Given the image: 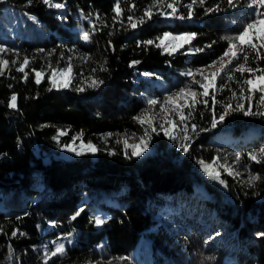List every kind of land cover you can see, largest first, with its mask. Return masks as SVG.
<instances>
[{
    "label": "trees",
    "instance_id": "16d2710c",
    "mask_svg": "<svg viewBox=\"0 0 264 264\" xmlns=\"http://www.w3.org/2000/svg\"><path fill=\"white\" fill-rule=\"evenodd\" d=\"M53 2L66 7L48 8L41 0L31 6L26 0L0 4V46L11 49L0 55L9 61L0 75V264H45L46 259L47 264H264V237L257 235L264 233V179L249 186L246 176L264 177V162L247 155L264 147V117L230 111L216 127L211 124L228 103L245 109L251 103L252 111H264L260 92L247 98L243 80L249 74L226 68L216 79V103L211 94L198 97L192 117L183 123L175 112L167 115L177 124L173 135L187 133L188 139L165 136L158 118L151 124L155 132L134 119L145 110L152 117L161 112L164 98L183 85L203 91L192 83L201 76L185 73L223 53L228 42L222 37L235 36L254 18L250 0H234L235 6L205 0L185 19L179 17H187L183 5L191 0H179L175 16L167 15L166 7L154 8L152 18L136 28L127 17L138 21L152 0H119L123 12L115 20L117 0ZM217 5L218 11L206 14ZM84 31L90 40L81 39ZM164 32L197 35L171 56L154 45L137 46ZM246 51L247 66L264 69V59ZM14 55L29 60L27 79L16 71L20 61ZM134 60L140 63L130 67ZM236 63L243 60L233 69ZM69 64V86L53 87L47 79L51 69ZM33 70L44 72L39 85ZM92 80L103 83L91 87ZM13 94L17 106L9 108ZM150 99L157 104L149 106ZM119 132L143 136L148 148L139 157L125 155L114 138ZM77 140L91 141L95 150L67 155L65 148ZM230 160L244 177L221 168L223 184L200 163ZM80 208V216L70 220ZM96 217L105 223L96 225ZM64 233L72 234L65 254L47 257L54 248L48 238Z\"/></svg>",
    "mask_w": 264,
    "mask_h": 264
},
{
    "label": "snow or ice",
    "instance_id": "6c2138e0",
    "mask_svg": "<svg viewBox=\"0 0 264 264\" xmlns=\"http://www.w3.org/2000/svg\"><path fill=\"white\" fill-rule=\"evenodd\" d=\"M5 0H0V4L4 3ZM41 2L46 5L48 8H56V9H63L66 7L63 3H54L53 0H41ZM179 0H171V2H167V0H152V4L147 6L144 9L143 16L139 18L138 21L133 22V16L129 15L127 17L130 27L136 28L138 24H142L145 22V18L151 19L153 16V9H160L161 7H166L167 9H171L170 12L166 13L169 16H175L177 14V7ZM33 3V0H26L25 6H31ZM199 3V5L203 6L205 4V0H191V3H188L186 5H183L184 8L187 9V17L180 16V19L185 18H191L194 14V5ZM227 3L230 6H235L234 0H227ZM219 5H217L215 8H207L206 14L213 11L219 10ZM249 8L255 9V16L254 18L250 19L247 23H245L242 27V30L236 34L235 36H225L222 37V39L226 40L227 48L223 51L222 55L218 57L217 60L212 61L211 64L206 65L205 68L196 69L195 73H193L191 70L185 75L188 76H194L195 74H199L201 76V79L199 81L193 79V84H199V87L203 90L201 92H197L192 88L191 85H186L185 87L180 88L177 92H174L164 98V103L160 105L161 113L166 112H175L176 115L179 117V121L181 123L185 122L187 119L192 117V110L195 108V106L200 102L198 100V97H208L210 94L212 95L213 103H216L214 93L216 91V79L221 75V73L227 68L229 71L234 70L235 72L241 73L243 75L244 73L249 74V78L243 80V84L247 86V93L248 100L251 101V94L255 92H260L262 95L259 97L258 104L260 106H264V69L261 68H254V67H248L249 62V56L247 54V49H251L256 53L255 59H264V53L260 52V49H264V11L261 9H264V0H250V3L248 4ZM135 8L134 4H131L129 6V10ZM112 11L115 13V16L113 19L115 20L116 17H119L123 9L120 6L119 0H117V3L113 6ZM161 15H164V12L160 13ZM25 15H28L25 13ZM28 18L31 19L33 22H37V19L35 16L28 15ZM93 30L95 29V26H93ZM111 35V33H109ZM196 33H179V34H173L170 32L163 33L162 36H158L153 39L145 40V41H138L137 46H143L145 50H147L148 45H154L158 49H163L164 52H166L169 56L173 55L174 53L179 52L181 49L185 47V45L191 44V42L196 38ZM91 35L89 31H84L81 35V39L84 41L90 40ZM159 41V43H156V41ZM111 43V42H109ZM214 43V42H213ZM212 45H206L205 47L210 48ZM5 51H11V49H6L3 46H0V53ZM43 51V49L39 50ZM193 52H203L204 48H195L192 50ZM241 53H243V56H241ZM227 58V60H225ZM243 60V63H236L234 69L231 67L234 62ZM12 64H15V61L11 62ZM140 61L134 60L130 62V67L135 64H139ZM219 63V67H215V65ZM29 60L27 58H24V60L20 63L19 67L16 68L17 72L23 73L24 78L27 79L28 73L25 72V68L28 66ZM9 65L8 60H4L0 58V75L4 74L5 68ZM71 64L68 65L66 68L62 69H51V75L47 77L49 82L52 84L53 87H63L67 88L70 84V77H71ZM215 68L214 71L206 72V69ZM101 71H104L106 69L101 66ZM35 75V83L39 85L41 83V80L44 78V72L43 70H33ZM95 71V69H93ZM257 73H259L257 75ZM146 75H152L151 73H146ZM57 76L62 77V81L57 80ZM254 77V78H253ZM233 77L229 76V79H232ZM103 81L100 80H92L90 86L91 87H98L100 84H102ZM83 88H78L77 91H83ZM210 90L211 93H210ZM241 91H244V89H241ZM233 96H235V93H233ZM16 100L17 97L15 94H13L10 98V101L8 103L9 108H16ZM183 101V103H177V101ZM149 106H154L157 104V101L155 99H150L147 101ZM204 105H208V101H203ZM165 105H171V108H166ZM187 108L189 111L187 114H185L182 109ZM230 111H240L243 113L244 116H261L264 117V111L254 112L252 111V105L249 103L248 108L245 109V106L243 104H237L235 108L232 107L230 103L224 105V110L222 113L219 114V120L216 119L215 115L213 116V119L211 121V124L213 127H216L219 122H223L225 119V116L229 114ZM147 110H145L144 113H141V115L134 117L135 120H137L141 124H149L151 126L152 120L146 115ZM159 128L163 130V133L165 136L169 137L170 139H176L177 137L173 135V131L177 128L176 122L169 118L167 115L165 116V123H162L159 125ZM192 130L195 132L197 130V126L195 124L192 125ZM152 131H156V128H152ZM65 133L62 131L58 132V135H64ZM147 135V133H145ZM184 139H188V136L185 134ZM125 147H131L132 152L131 155L135 157H139L142 155L143 149L146 147V141L141 138V141L139 144H132L128 145L127 141H124ZM89 150H95L94 146L92 144H88ZM68 150L72 151V147L68 146ZM182 150L184 152H188L189 147L188 145H183ZM77 155H80V152L76 153ZM248 159L251 161H254L255 163L259 164L261 162H264V147H261L256 152H249ZM240 159V154H236V160ZM200 163L204 166V169L206 172H208L209 176L213 179L220 180L219 173H213L211 171L212 165L207 164L205 165L203 161H200ZM221 168H223L229 175H238V173L234 172L229 166L227 165H220ZM264 179V177H260L257 174H251L248 178V185L253 186L257 180ZM220 183L223 184L224 181L220 180ZM84 211L83 208H80L75 212L73 216L70 217V220H75L80 214ZM94 222L96 225H102L105 223V221L99 217L94 218ZM17 232L13 231L12 236H16ZM19 235L23 236L25 233H19ZM69 236L72 234L69 233ZM258 237H264V233H258ZM71 243V240L68 241ZM46 250L48 246H45ZM66 252V246L64 243L55 242L54 248L49 252L46 251L47 257H55L58 255H64ZM119 259H124L123 257ZM204 259H212L211 257H205ZM45 264H47V259L45 260ZM89 264H92V262H89ZM95 264H98V262H95ZM203 264V262H202Z\"/></svg>",
    "mask_w": 264,
    "mask_h": 264
},
{
    "label": "rangeland",
    "instance_id": "374dc122",
    "mask_svg": "<svg viewBox=\"0 0 264 264\" xmlns=\"http://www.w3.org/2000/svg\"><path fill=\"white\" fill-rule=\"evenodd\" d=\"M165 33V32H164ZM170 33H173V34H179L178 32H170ZM227 48V47H226ZM7 52H11V51H7ZM2 53H6V52H2ZM2 53H0V55H2ZM222 54H220L219 56H221ZM218 56V57H219ZM14 57V59H18L20 62L19 63H21L23 60H24V58H26V57H18V55H14L13 56ZM218 57H216L215 59H213L212 61H215V60H217L218 59ZM225 60H227V58H225ZM212 61H210V62H208L207 64H205V65H202V66H200L198 69H201V68H205V66L206 65H209V64H211L212 63ZM29 66H27V68H28ZM215 67H219V63H217L216 65H215ZM62 68H64V67H57L56 69H62ZM215 70V68H210V69H206V72H211V71H214ZM50 75H51V72H50ZM62 77H59V76H57V80L58 81H62ZM186 85H183V86H181L180 88H182V87H185ZM179 88V89H180ZM192 88L194 89V90H196L193 86H192ZM179 89H177V91L179 90ZM176 91V92H177ZM170 94H172V93H170ZM170 94H168V95H170ZM260 94V96L262 95V93H259ZM167 95V96H168ZM177 103H183V101L181 100V101H177ZM166 108H171V105H167L166 106ZM172 112H166V113H161V112H158L157 114H154L153 115V117H152V115H149L148 117L151 119V120H154L155 118H158V119H160L161 120V123H164V121H165V116L166 115H168V114H171ZM169 118H171V119H173L171 116H168ZM146 126L147 127H149V124H146ZM151 128H153V126L151 125ZM187 136H189V134H187V133H185ZM185 134H176V137L177 138H184V136H185ZM114 138L116 139V140H119V145H120V148H121V150H122V152L125 154V155H128V156H131V152H132V148L131 147H125V144H124V141L126 140L127 141V143H128V145H132V144H139L140 143V141H141V138H143L145 141H146V139L143 137V136H141V137H138L137 136V134L135 133V132H119V133H117L116 134V136H114ZM92 144L93 145V143L91 142V141H82V140H77V141H75V142H70V144L68 145V146H71L72 147V151H69L68 150V146L65 148V153L67 154V155H70V156H73V155H75L77 152H83V151H87V150H89V148H88V144ZM94 146V145H93ZM148 148V143L146 142V147L143 149V151L144 150H146ZM236 152H233V156H234V158H236L235 156H236ZM227 165V166H229L234 172H236V173H238V175H230L231 177H244V175H242V169H240L239 167H238V164H236V163H234L233 161H228V163L227 162H224V161H213V162H211V165H212V169H211V171L213 172V173H216L217 171H219V169H221V167H220V165ZM226 172V171H225ZM228 174V173H227ZM229 175V174H228ZM246 176H250V174L249 173H246ZM49 240H50V242L52 243V245L54 246V244H55V242H60V243H64L65 244V246L66 245H68V244H70L68 241L69 240H71V236H69L67 233H64V234H58V235H56V236H51V237H49L48 238Z\"/></svg>",
    "mask_w": 264,
    "mask_h": 264
}]
</instances>
